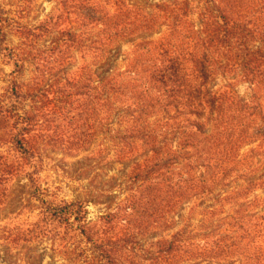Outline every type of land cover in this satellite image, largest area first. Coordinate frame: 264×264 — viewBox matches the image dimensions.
I'll list each match as a JSON object with an SVG mask.
<instances>
[{
    "label": "trees",
    "instance_id": "obj_1",
    "mask_svg": "<svg viewBox=\"0 0 264 264\" xmlns=\"http://www.w3.org/2000/svg\"><path fill=\"white\" fill-rule=\"evenodd\" d=\"M17 9L0 3V148L16 155L0 152V183L25 175L65 228V261L264 264V0H57L35 25ZM123 39L124 67L98 70ZM99 137L129 171L94 223L40 174L48 149L80 154Z\"/></svg>",
    "mask_w": 264,
    "mask_h": 264
},
{
    "label": "rangeland",
    "instance_id": "obj_2",
    "mask_svg": "<svg viewBox=\"0 0 264 264\" xmlns=\"http://www.w3.org/2000/svg\"><path fill=\"white\" fill-rule=\"evenodd\" d=\"M132 1L149 6L165 0ZM0 3H5L11 15L17 8L25 9L23 21L31 25L57 9V0H0ZM11 40L16 41L15 38ZM111 50L108 59L97 67L98 70L104 72L123 68L130 57L132 42L123 39ZM74 65L72 69L77 67V54ZM10 72L11 66L2 65L0 60V87L9 79ZM237 90L242 96L249 93L247 84L240 83ZM69 122L68 119L61 121L65 133L70 129L67 127ZM101 144H105V148L111 146L99 137L88 152L80 154L76 151L62 153L56 150L61 149L60 146H55V150L50 148L40 174V184L54 203L85 202L88 219L94 223L113 211L115 205L125 198L126 194L120 189L126 184L129 171L128 163L117 161L114 153L105 151ZM0 152L16 156L8 146L0 148ZM12 160L10 158L9 162ZM28 185L25 175L0 183V264H69L65 256L58 252V244L65 233L64 226L59 225L57 219L46 213L45 206L32 198ZM258 194L264 195L263 192ZM47 233L48 236H44ZM54 240L56 243L52 242ZM241 260L236 258L225 264H241Z\"/></svg>",
    "mask_w": 264,
    "mask_h": 264
}]
</instances>
